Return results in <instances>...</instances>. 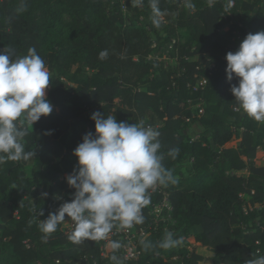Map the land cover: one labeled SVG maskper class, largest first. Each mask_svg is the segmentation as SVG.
<instances>
[{
    "label": "trees",
    "instance_id": "16d2710c",
    "mask_svg": "<svg viewBox=\"0 0 264 264\" xmlns=\"http://www.w3.org/2000/svg\"><path fill=\"white\" fill-rule=\"evenodd\" d=\"M115 1L121 0H23L26 10L19 11L22 0H0V51L11 49L15 59L36 48L51 74L46 98L53 105L49 116L26 126L23 143L37 152L39 168L28 174V161L0 165V264H112L103 241L73 243L74 226L62 223L46 241L38 227L73 198L66 177L77 166L74 149L95 132L96 112L156 128L163 164L178 179L150 190L144 223L135 227L158 242L166 231L153 211L167 195L172 209H163L161 219L170 216L168 230L184 243L145 252L139 242L140 256L132 261L121 248L116 254L124 264H197L204 258L191 249L199 243L216 254L213 264H248L264 255V166H256L264 120L239 108L230 91L239 79L227 80L225 57L249 33L264 30V0H234L228 12L226 0L211 6L193 0L194 11L184 0H160L168 15L157 42V28L146 20L148 0L141 7L125 0L126 11ZM173 39L175 66L151 59ZM104 49L108 58L100 60ZM192 124L201 127L198 138L188 133ZM234 140L238 145L228 147ZM171 149H179L175 159ZM244 170L248 176L234 174ZM248 202L253 209L245 213ZM33 209L44 215L35 219Z\"/></svg>",
    "mask_w": 264,
    "mask_h": 264
},
{
    "label": "clouds",
    "instance_id": "9594fccd",
    "mask_svg": "<svg viewBox=\"0 0 264 264\" xmlns=\"http://www.w3.org/2000/svg\"><path fill=\"white\" fill-rule=\"evenodd\" d=\"M160 0H148L152 25L159 29L168 15L159 7ZM214 0H208L209 6ZM134 6H143L144 0H133ZM234 0H226L224 11L228 12ZM184 7L194 11L193 0H184ZM23 0L19 11H24ZM13 51H0V165L7 161H28L37 152L26 150L23 140L26 126H33L41 117L53 112V105L46 98L51 74L44 59L35 47L26 55L16 56ZM108 50L98 53V59L108 58ZM226 78L239 79L230 91L244 113L257 121L264 120V30L249 33L235 52L226 54ZM95 132L86 133L74 149L77 166L66 177L67 185L74 189L70 202L63 203L46 220L40 221L43 211L37 212L42 239L54 233L66 222H74L69 236L73 243L84 240L105 241L112 251V264H124L117 255L123 245L109 240L113 230H127L144 223L142 210L151 203L150 190L158 186L176 185L178 179L172 169L163 164L164 154L159 140L160 132L143 122L129 124L117 122L114 115L93 113ZM168 155L175 159L179 149H171ZM47 193L42 194L46 197ZM59 198V197H58ZM32 221H29L31 225ZM184 243V237L165 232L156 243L142 239L140 244L147 252L155 249L170 250ZM248 264H264V255L248 261Z\"/></svg>",
    "mask_w": 264,
    "mask_h": 264
},
{
    "label": "rangeland",
    "instance_id": "374dc122",
    "mask_svg": "<svg viewBox=\"0 0 264 264\" xmlns=\"http://www.w3.org/2000/svg\"><path fill=\"white\" fill-rule=\"evenodd\" d=\"M124 2H125V0L115 1L114 4L117 7H122V10H123ZM129 14H130V12H129ZM146 20L151 21L150 16L147 15ZM163 35H164V32L162 31L161 28H159V29H157L156 33H153L152 39L155 42H157V39L163 37ZM187 40H188L187 36H185L182 39L183 42H186ZM172 49H173L172 46L166 45V46L161 47L160 52L157 53V57H159V62H161L164 65V67H170V66L173 67L176 65V61L169 58V53ZM47 91H48V88L46 89V95H47ZM195 107H197V106H195ZM200 132H201V127L197 124H194V125L192 124L190 129L188 130V133H190V135L194 136L195 138H198V135ZM238 143H239L238 140H234L228 145V147H236L238 145ZM39 166H40L39 161L33 157L32 159L28 160V163L26 165L25 170L28 174H32L35 170H37L39 168ZM256 166H258V167L264 166V151L263 150H260L259 153L257 154ZM242 172H243L244 176L249 175L248 171H246V170H244ZM243 197L246 199V201H250V199H251V197H249L248 195H244ZM163 209H165V208L162 205L156 207L155 210L153 211V215H154L157 223H159L160 221L164 222V227H165L164 229L166 232H168L170 230H168L169 227L167 226V224L168 223L173 224V221L170 219V216H168L167 218L163 217L161 219ZM73 223L74 222L71 221L70 218H67V220L65 222V224L68 226H70V225L72 226ZM196 231H201V228H197ZM191 251L204 258L203 261H201V262L199 261L197 264H213V260L216 256V254L213 253L210 249L207 250L206 247L202 246L200 243L196 244L191 249Z\"/></svg>",
    "mask_w": 264,
    "mask_h": 264
},
{
    "label": "built area",
    "instance_id": "2783aa9c",
    "mask_svg": "<svg viewBox=\"0 0 264 264\" xmlns=\"http://www.w3.org/2000/svg\"><path fill=\"white\" fill-rule=\"evenodd\" d=\"M123 10L125 11L126 7H123ZM175 44H176V40L173 39L170 42V44H168V45L172 46V48H173L175 46ZM154 47H156V45H154ZM151 59L157 60L159 62V57H157V53L155 55H153L151 57ZM205 84H206L205 80L201 81V86H204ZM197 107L200 108V106H197ZM202 113H203V110L200 108V114H202ZM243 196L244 195H241V197H243ZM161 205L164 208L168 209L169 211H171V209H172V207L170 205L169 198L167 195L164 196V200H163V203ZM252 209H253V207L250 205L249 202H248V205H245V207H244L245 213H248ZM72 226H74V223L72 224ZM147 234L148 233L146 232L145 228L136 229V227L134 225L131 229H127V230H116V229H114L113 233L110 234V236H109V240L116 239L118 241H121L122 245H123V247H122L123 257L128 261H132V260H137L139 258L140 251L138 250L137 246H138V243L142 239H146ZM103 242H104V245L102 246V252L104 255L105 253H107L109 251V249L106 247V245L109 241L105 240Z\"/></svg>",
    "mask_w": 264,
    "mask_h": 264
},
{
    "label": "crops",
    "instance_id": "0c3cea01",
    "mask_svg": "<svg viewBox=\"0 0 264 264\" xmlns=\"http://www.w3.org/2000/svg\"><path fill=\"white\" fill-rule=\"evenodd\" d=\"M234 174L237 176H244L242 171H235ZM206 249L209 250L208 248H206Z\"/></svg>",
    "mask_w": 264,
    "mask_h": 264
}]
</instances>
